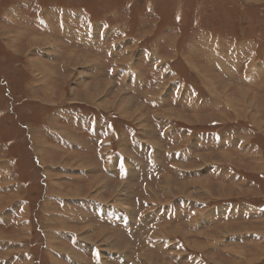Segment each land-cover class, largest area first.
<instances>
[{"label":"rangeland","instance_id":"374dc122","mask_svg":"<svg viewBox=\"0 0 264 264\" xmlns=\"http://www.w3.org/2000/svg\"><path fill=\"white\" fill-rule=\"evenodd\" d=\"M0 172V264H264V0H0Z\"/></svg>","mask_w":264,"mask_h":264},{"label":"crops","instance_id":"0c3cea01","mask_svg":"<svg viewBox=\"0 0 264 264\" xmlns=\"http://www.w3.org/2000/svg\"><path fill=\"white\" fill-rule=\"evenodd\" d=\"M216 54H213V56H215ZM223 61H221L220 63H222ZM236 74V73H235ZM235 77H233V79H234ZM236 80V79H235ZM238 84V83H237ZM238 87V89H241V87H239V86H237ZM238 91V90H237ZM182 93H181V90L179 91V92H177L176 94H175V96H180ZM188 104H190V103H188ZM184 106H185V104H184ZM170 111H175V108L173 109H170L169 110V112ZM189 153H191V150H189ZM207 155H212V154H209V153H207ZM227 155V154H226ZM212 156H214V155H212ZM229 159V156H227V160ZM212 160V159H211ZM210 171H211V174L212 175H214V177H220V176H223L225 179H227L226 178V175H227V170L226 169H224V168H220V167H216V166H211L210 168ZM190 174V172L188 173V175ZM2 176V175H1ZM222 184H223V182H222ZM220 187H219V191H221L223 188H224V186H221V185H219ZM221 189V190H220ZM190 201L192 202V201H194V200H191V198H190ZM195 202V201H194ZM108 212H110V211H108ZM219 213H225V210L224 209H222L221 208V210H220V212ZM218 213V215L216 216V217H214V220H216V222H221V221H223V220H226L225 218H221V217H225V216H228V215H221V214H219ZM229 213H230V211H229ZM212 215V214H211ZM211 215L209 216V222L211 223L212 222V219H211ZM106 216V215H105ZM111 217H112V215H111ZM111 217L110 216H108V217H106L105 219L106 220H111L112 221V219H111ZM193 217H196V213H193ZM215 218H217V219H215ZM218 218H221L220 220H218ZM194 222H196V220H194L193 221V223ZM192 223V224H193ZM114 224H116V222H114ZM1 225V224H0ZM194 225V224H193ZM105 226V225H104ZM106 229H107V227H105ZM115 234H117V233H115ZM227 234H229V233H226V232H224V233H222L220 236L223 238V241L224 242H227V239L229 238V237H225L224 235H227ZM118 235V234H117ZM104 236V235H103ZM104 237H107V236H104ZM66 238H70V236L68 235V232H66V235H65V240H66ZM107 238H110V237H107ZM113 240V239H112ZM67 242H69V241H67ZM230 243V242H229ZM228 243V244H229ZM227 244V245H228ZM227 251L228 252H230V253H227V255H228V257L229 258H231L232 257V255H233V251H236V250H234L233 248H231V249H229V248H227ZM238 255H237V257H235L234 258V260H235V262H240V263H246V262H248V259H249V255H248V252L246 251V249H243V250H239L238 251ZM88 254V256H90V257H92L93 258V255H92V252H91V250H89L86 254H84L85 256ZM244 254V255H243ZM75 257H77L76 255H74ZM79 257V256H78ZM188 257V256H187ZM80 258V257H79ZM86 258H88L87 256H86ZM241 258H242V260H241ZM248 258V259H247ZM81 259V258H80ZM83 259V258H82ZM81 259V260H82ZM83 261V260H82ZM101 260L100 259H95V262L96 263H99ZM226 261H228V262H231L230 261V259H228V260H226ZM191 262H193V260L191 261ZM194 263H196V264H200V263H198L197 262V260L195 259L194 260ZM204 264H206L205 262H203Z\"/></svg>","mask_w":264,"mask_h":264},{"label":"bare ground","instance_id":"6f19581e","mask_svg":"<svg viewBox=\"0 0 264 264\" xmlns=\"http://www.w3.org/2000/svg\"><path fill=\"white\" fill-rule=\"evenodd\" d=\"M56 48V47H55ZM59 53V52H58ZM155 58V57H154ZM75 59V58H74ZM74 59H72V61H71V63L73 64V62H74ZM82 60V59H81ZM81 62V61H80ZM75 64V63H74ZM70 65V64H69ZM81 67V66H80ZM100 67V66H99ZM93 68V67H92ZM49 72V71H48ZM50 74H52V72H50ZM54 75V74H53ZM84 75V74H83ZM258 80H262V78L261 79H258ZM252 81V80H251ZM209 82V81H208ZM261 83V82H260ZM112 84V83H111ZM213 85V84H212ZM252 85V84H251ZM255 85V84H254ZM263 85V84H262ZM260 87H262V86H260ZM90 88V87H89ZM243 91V90H242ZM149 92V91H148ZM241 93V92H240ZM89 96H90V94H89ZM240 99H241V96H240ZM244 99V98H243ZM228 101V100H227ZM229 101H230V99H229ZM212 103H214V102H212ZM166 113V112H165ZM171 115V114H170ZM133 116V115H132ZM160 116V115H159ZM179 117V116H178ZM182 117V116H181ZM138 118V117H137ZM190 122V121H189ZM142 129H143V127H142ZM60 134V133H59ZM65 136V135H64ZM73 143V142H72ZM81 166V165H80ZM82 167V166H81ZM83 168H85V167H83ZM88 172V171H87ZM1 173V172H0ZM8 173V172H7ZM46 173V172H45ZM8 176V175H7ZM49 178H51L50 176H48ZM168 180V179H167ZM166 181V180H165ZM168 183H170V181H167ZM101 183V182H100ZM176 188V187H175ZM168 189V188H167ZM180 189V188H179ZM221 190V189H220ZM169 191H170V189H169ZM179 191V190H178ZM168 192V191H167ZM3 201V200H2ZM115 205V204H114ZM204 206V205H203ZM238 212V211H237ZM108 217V216H107ZM102 219V218H101ZM113 219H115V218H113ZM96 220V219H95ZM99 220V219H98ZM22 221V220H21ZM102 221V220H101ZM105 221H107V220H105ZM108 221H109V219H108ZM118 221V220H117ZM99 222H100V220H99ZM98 222V223H99ZM100 224H101V222H100ZM111 224H113V223H111ZM107 225V224H106ZM109 225V224H108ZM104 226V225H103ZM115 226V224L112 226V227H114ZM105 227H107V226H105ZM104 227V228H105ZM167 227V226H166ZM100 228L102 229V231H104V228L102 227V226H100ZM106 230V229H105ZM111 230V229H110ZM113 230H114V228H113ZM118 230V229H117ZM54 231V230H53ZM66 231V230H65ZM111 233H115V232H113L112 230H111ZM172 233V232H171ZM176 234V233H175ZM138 235V234H137ZM174 235V234H173ZM188 238V237H187ZM108 239V238H107ZM136 239V238H135ZM138 239V238H137ZM83 240V239H82ZM106 240V239H105ZM188 240V239H187ZM97 241V240H96ZM148 241V240H147ZM186 241V240H185ZM97 243V242H96ZM106 245V244H105ZM7 246V245H6ZM4 247V246H3ZM196 247H198V244L196 245ZM74 256V255H73ZM153 259V258H152ZM151 259V260H152ZM75 260V259H74ZM58 262V261H57ZM75 263V262H74ZM59 264V263H58ZM155 264H157V263H155Z\"/></svg>","mask_w":264,"mask_h":264}]
</instances>
